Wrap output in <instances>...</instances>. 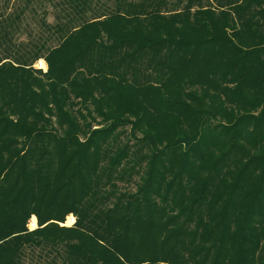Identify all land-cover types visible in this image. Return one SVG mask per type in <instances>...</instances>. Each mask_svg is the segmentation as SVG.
<instances>
[{
	"label": "trees",
	"instance_id": "1",
	"mask_svg": "<svg viewBox=\"0 0 264 264\" xmlns=\"http://www.w3.org/2000/svg\"><path fill=\"white\" fill-rule=\"evenodd\" d=\"M62 2L0 54V264H264V0Z\"/></svg>",
	"mask_w": 264,
	"mask_h": 264
},
{
	"label": "rangeland",
	"instance_id": "2",
	"mask_svg": "<svg viewBox=\"0 0 264 264\" xmlns=\"http://www.w3.org/2000/svg\"><path fill=\"white\" fill-rule=\"evenodd\" d=\"M62 1L63 0H55L54 2H56V5H54V3L50 4L49 0H0V54L2 57H8L4 59V61H9L17 65L15 58L22 55H24L23 57H31L33 52L38 51L39 48H43V45L44 48L49 49L59 44L63 37L60 34H64V32L51 34L52 30L49 28L52 27H50L52 24L48 23H54V18L50 16L52 12L53 15L57 12L59 16L58 22H66L64 13L65 10H67V6L65 2ZM91 1L93 2V6L96 4L101 5L104 11H109L114 4V0ZM48 17H50L51 22ZM1 39L3 40L1 41ZM36 62L43 64L45 69H38ZM31 66L35 70L40 71V74L47 71V62L41 56L38 57ZM129 189L134 190L135 186L130 185ZM67 215H72L74 217L75 222L72 225L74 226L76 223V215L73 213H68L66 216ZM64 220L62 222H64ZM62 222H58V224L60 225ZM37 254L38 250H34L33 253L27 251L23 260L25 263L29 262L31 258L35 260L37 259ZM49 257H52V254H50Z\"/></svg>",
	"mask_w": 264,
	"mask_h": 264
},
{
	"label": "built area",
	"instance_id": "3",
	"mask_svg": "<svg viewBox=\"0 0 264 264\" xmlns=\"http://www.w3.org/2000/svg\"><path fill=\"white\" fill-rule=\"evenodd\" d=\"M37 68L38 69H45V66H43V64H41L40 62H36ZM75 222V219L72 215H67L65 217L64 222H62V224L60 223L61 226H72ZM27 227L29 230L35 229L37 227V221H36V217L34 215H31L28 222H27Z\"/></svg>",
	"mask_w": 264,
	"mask_h": 264
},
{
	"label": "crops",
	"instance_id": "4",
	"mask_svg": "<svg viewBox=\"0 0 264 264\" xmlns=\"http://www.w3.org/2000/svg\"><path fill=\"white\" fill-rule=\"evenodd\" d=\"M50 2V4H53L54 3V5H56V2H54L55 0H49ZM97 10H101V11H103V7L101 6V5H95V6H93L92 7V11H91V9L88 11V13H87V15L89 16L88 17V20H91L92 19V17L93 16H95V11H97ZM50 16H52L53 18H54V23L52 22V23H48V24H52V25H50V27L51 28H49L50 30H56L57 28H58V15H57V12L53 15V12H52V15H50ZM49 18V21L51 22V20H50V17H48ZM65 19H67V17H64ZM53 25H54V27H53Z\"/></svg>",
	"mask_w": 264,
	"mask_h": 264
}]
</instances>
